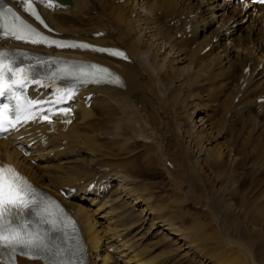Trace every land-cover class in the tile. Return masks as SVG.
I'll use <instances>...</instances> for the list:
<instances>
[{"label":"bare ground","instance_id":"6f19581e","mask_svg":"<svg viewBox=\"0 0 264 264\" xmlns=\"http://www.w3.org/2000/svg\"><path fill=\"white\" fill-rule=\"evenodd\" d=\"M41 4L47 33L119 46L128 55L0 35V46L101 62L122 78L82 87L69 124L60 117L55 130L29 123L0 139V160L12 162L77 218L89 264H264V197L252 203L248 190L237 193L235 174L227 175L238 164L233 151L247 152L253 142L237 131L241 113L242 123L245 112L253 114L245 129L262 140L253 151L264 142V5L255 12L219 0ZM100 117L107 124L95 127ZM111 146L125 159H111ZM159 161L166 187L140 180L142 165L151 172ZM131 169H141L139 178ZM166 189L178 195L167 197ZM158 248L161 255L146 257Z\"/></svg>","mask_w":264,"mask_h":264},{"label":"snow or ice","instance_id":"6c2138e0","mask_svg":"<svg viewBox=\"0 0 264 264\" xmlns=\"http://www.w3.org/2000/svg\"><path fill=\"white\" fill-rule=\"evenodd\" d=\"M37 2L46 3L47 0H21L25 11L39 20V13L34 7ZM48 6H51V4L49 3ZM8 15H11L12 20L10 24L6 25L5 19ZM0 35L11 36L15 39L27 38L31 39L33 43L47 41V37H43L38 33L20 15L14 12L12 8L3 6V0H0ZM33 36H40V41L32 39ZM52 43H56V41H52ZM80 47L90 46L80 45ZM98 51H108L112 55H123L121 52L109 49H98ZM6 60L8 61L7 64H5ZM15 65L16 61L9 56V53L6 50H0V96L5 95L6 92H11L12 84H18L21 88L25 86L26 75L20 80L14 79L17 71H24ZM87 69L81 68L75 78L82 82H101L107 77L112 76L110 70L101 65L90 64L87 66ZM31 71L33 69L29 68L28 72ZM10 76L13 79L7 89H5L4 82ZM57 102L61 101L58 100ZM28 103L31 104L32 101H28ZM14 115L17 119L19 118V108L14 111ZM45 119H49V117L45 116ZM26 120L27 117L25 118ZM15 126L13 123L8 124V127ZM3 130H5V125L0 121V131ZM34 195L35 189L15 169L10 166H0V249L7 250L9 253L8 261L5 264H15L13 254L18 248L26 249L25 255L53 251L49 233L41 231L39 228L30 230L29 222L25 220V216L29 213H34L37 216L40 215L37 211L38 203L35 200L26 199V197ZM40 222L44 223L46 221L42 218ZM52 230H57L54 223L52 224ZM55 254L59 255L60 250L57 249ZM56 264H63V262H56Z\"/></svg>","mask_w":264,"mask_h":264},{"label":"rangeland","instance_id":"374dc122","mask_svg":"<svg viewBox=\"0 0 264 264\" xmlns=\"http://www.w3.org/2000/svg\"><path fill=\"white\" fill-rule=\"evenodd\" d=\"M97 14L98 13H96V15H95V13H94V18L96 19L97 17H95V16H97ZM93 18V17H92ZM210 31H211V29H210ZM185 36H186V33H184L183 34V37L185 38ZM260 101V100H259ZM263 101V100H262ZM261 102V101H260ZM178 104H179V102H178ZM177 104V105H178ZM177 105H175V107L177 106ZM184 108H185V106H183ZM182 107V112L187 116V114L190 112V109H188V108H183ZM246 113V117L245 118H247L246 119V122H243L242 123V121H243V115H241L240 114V116H238L239 118L237 119L238 121V123L236 124V127H237V131H238V133L240 134V138L242 139V140H244L245 141V143H247V142H252V140H253V142L251 143V148L247 151V152H245L244 151V148H241V149H237L236 151H233V157H236L237 159H238V164L237 163H234V165L233 166H231V167H229L228 169H227V175H229V176H232V175H234L235 174V176H233L234 177V187H235V189H236V191H237V193L239 192V191H243V190H248L250 193H247V194H249L248 196H249V198L251 197H253L252 199L250 198V201L252 202V203H256V202H258L259 200L258 199H260V200H262V197H264V165H262V166H260V164H261V162H263L264 161V142H261V143H259L258 145H260V144H262V146H261V148H259L257 151H253V148H255L256 146H257V143L258 142H256V141H262V140H257V139H253V134L252 133H250L248 130H246L248 127V123L247 122H251L254 118H251L252 117V115L253 114H251V113H247V112H245ZM248 114V115H247ZM247 116H249V117H247ZM102 120H101V119ZM97 121H96V123H99V124H95V127H98L99 125H106L107 123L105 122V121H107L108 120V118H106V117H100ZM184 120H187L186 119V117L184 116V118H183ZM252 119V120H251ZM99 121V122H98ZM103 121V122H102ZM187 121H189V120H187ZM104 123H106V124H104ZM188 123V122H187ZM240 123V124H239ZM244 123L246 124L245 126H244ZM242 127V128H241ZM244 127V128H243ZM246 128V129H245ZM125 129H127V128H125ZM246 130V131H245ZM89 131L90 132H92V133H95L96 131H92V130H90L89 129ZM100 132V130H98L96 133H99ZM242 132H243V135H242ZM247 134H246V133ZM248 132H249V134H248ZM246 134V135H245ZM251 134V135H250ZM245 136L247 137V139L245 138ZM243 137V138H242ZM248 140V141H247ZM264 141V140H263ZM256 142V143H255ZM102 148L104 147V148H106V144L104 145V143H102V145L101 144H99ZM164 147H167L168 148V144H164ZM263 148V149H262ZM252 149V150H251ZM260 150V151H259ZM109 151L111 152V156H112V158L111 159H113V160H118V159H121V158H124L122 155H124V153L122 152V154H121V151L120 150H118L117 148H113L112 146L109 148ZM115 153H114V152ZM118 151V152H117ZM131 152L133 151L134 152V150L132 149V150H130ZM130 151H128V152H130ZM116 152L118 153V154H116ZM127 152V153H128ZM130 152V154H132ZM237 152V153H236ZM263 153V155H262V153ZM115 154L114 156L112 155V154ZM244 153V154H243ZM257 153V154H256ZM120 154V155H119ZM129 154V153H128ZM166 154H168V153H166ZM166 154H165V156H166ZM256 154V155H255ZM118 155V156H117ZM243 155V156H242ZM246 155V156H245ZM260 155V157H258ZM122 156V157H121ZM169 156V155H168ZM241 156V157H240ZM119 157H121V158H119ZM242 157H245L246 159H242L241 161H240V159L242 158ZM116 158V159H115ZM125 159V158H124ZM255 159V160H254ZM258 161H257V160ZM245 160V161H244ZM248 161V162H247ZM251 161H253V163H259L258 165H254ZM33 163H35V161H32ZM167 163V162H166ZM253 164V165H252ZM168 166H170V167H173L172 165H170V164H167ZM250 165V166H249ZM197 167V165H196V162H194L193 163V168H194V170L196 169V167ZM233 167H234V169L235 170H233ZM143 168V169H142ZM142 170L141 169H138L140 172H139V174L141 173V178H143V179H141L140 178V180H142V181H145L144 183H147V184H149L150 185V183L148 182L149 180L151 181V182H156V183H158V180H159V185L160 186H162V185H164V187H166L167 186V184H165V181H166V179H167V176H168V173L161 167V161H159V163H158V165L150 172L149 171V169L148 170H146V166L145 165H142ZM232 170H231V169ZM253 168H255V169H253ZM262 169V170H261ZM132 170V169H131ZM138 170H132L131 171V174L133 175L135 172H136V174H135V176L137 177V178H139V174L137 173V171ZM143 170H145V171H148L149 173H148V176H147V172L145 173ZM257 170V171H256ZM135 171V172H134ZM229 171V172H228ZM234 171V172H233ZM133 172V173H132ZM144 172V173H143ZM230 172H232V173H230ZM138 174V175H137ZM144 174V175H143ZM146 174V175H145ZM143 175V176H142ZM255 175V176H254ZM146 176V177H145ZM244 176V177H243ZM239 177V178H238ZM238 178V179H237ZM262 179V180H261ZM153 180V181H152ZM161 180V181H160ZM240 180V181H239ZM259 180V181H258ZM161 182H162V184H161ZM205 182V181H204ZM237 183V184H236ZM238 183H240V185L238 184ZM159 185H157V186H159ZM204 185H206L205 183H203V186ZM237 185V186H236ZM239 185V186H238ZM207 186H208V184H207ZM242 187V188H241ZM159 188H161V187H159ZM154 189H155V187H154ZM241 189V190H240ZM150 190V192H152L151 190V188L149 189ZM164 191V190H163ZM166 194H167V197H170V195L173 197H175V196H177L178 195V193H172L169 189H166ZM261 192V193H260ZM164 193H165V191H164ZM172 193V194H171ZM174 194V195H173ZM262 196V197H261ZM254 200H257V201H254ZM257 204V203H256ZM260 219L262 218L261 216L259 217ZM115 250V249H114ZM254 250H256L257 251V249L255 248ZM110 251V250H109ZM152 252H154L153 254H151ZM161 255L162 254V252L160 251V249L158 248V249H152L151 251H150V253L149 254H147L146 255V257L147 258H149V257H153V256H155V255ZM261 264H263V263H261Z\"/></svg>","mask_w":264,"mask_h":264}]
</instances>
